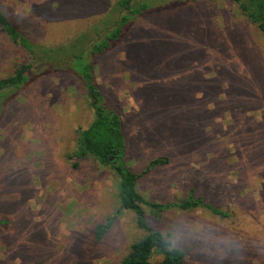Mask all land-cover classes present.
Listing matches in <instances>:
<instances>
[{"label":"rangeland","instance_id":"374dc122","mask_svg":"<svg viewBox=\"0 0 264 264\" xmlns=\"http://www.w3.org/2000/svg\"><path fill=\"white\" fill-rule=\"evenodd\" d=\"M114 1L0 4L32 42L54 47L83 39L86 27L106 20ZM167 4L161 22L158 8L134 19L109 53L94 62L96 83L123 121L127 168L139 173L165 155L170 159L166 166L149 169L137 181L142 197L176 203L196 184L207 198L228 207L227 222L202 210L172 208L154 217L145 208L148 223L170 239L175 232L183 243L193 227H202L201 241L183 247L187 264H264V155L245 156L253 183L248 180L237 193L240 185L228 169L233 163L222 161L223 172L205 167L219 162L214 155L225 153L206 150L207 140L199 136L209 123L221 126L230 119L233 126L235 117L253 106L246 101L264 86V41L246 26L231 0H153L147 6ZM183 21L207 30L193 36L188 49L178 41ZM229 34L239 39V59L230 53ZM25 62V51L0 32V79ZM49 65H33L28 82L0 103V264H118L143 232L132 213L122 211L94 241V227L117 208L118 176L92 158L79 160L78 169L70 171L65 156L92 113L71 67L50 71ZM213 141L209 137L210 146ZM206 179L214 180L213 191ZM159 261L153 255L149 264Z\"/></svg>","mask_w":264,"mask_h":264},{"label":"trees","instance_id":"16d2710c","mask_svg":"<svg viewBox=\"0 0 264 264\" xmlns=\"http://www.w3.org/2000/svg\"><path fill=\"white\" fill-rule=\"evenodd\" d=\"M152 1L115 0L107 9L106 20L100 24H94V28L90 27L91 25L86 27V30L83 31V39L80 40L78 37L77 40H73L67 45H64V40L58 42L54 47H45L32 42L29 36L22 34L12 20L6 17L0 4V32H3L14 45L24 50L28 57V62L20 65L15 64L12 73L0 79V103L5 99L7 100L11 96L10 94L18 91L28 82V73L31 68L35 67H32L33 65H36L34 69L37 67L44 68L51 62L53 65H49L50 71L70 66L68 71L79 80L88 99L92 116L84 127H79L76 130L73 150L65 156V160L70 165V171H74L78 169L79 160L92 158L100 165L110 167L118 176L117 208L110 217L105 219L104 223L94 227V241H99L108 232L122 211H128L132 213L134 224L143 232V235L130 244L128 252L118 264H149L153 255L160 257L158 264H187L185 250H169V234H162L148 223L145 208L154 217H158L172 208L181 211L202 210L217 221L227 222L231 215L228 207L225 206L224 208L222 204L214 202L213 198H207L205 189L196 184L189 188L187 195L176 203H155L142 197L136 189L137 181L145 176L149 169L156 166H166L170 159L165 155L155 157L147 163L145 170L139 173L127 168V156H124L126 146L123 121L119 112H116V109L107 103L104 94L96 83L94 74L95 59L109 53L112 46L124 36L125 30L134 19L158 8L161 10V22L165 16L164 9L170 8V5L150 8L151 6L147 5L151 4ZM231 1L236 6V10L246 26L255 29L264 41V0ZM203 31L207 30L201 24L190 26L189 21H183L182 25L177 27L178 41L180 45L188 49L185 47L189 43L188 41L190 40L191 46L193 36L203 35ZM100 33L102 36H99ZM150 35H154V32H151ZM226 36L230 53L239 59L240 55L238 54L241 53L238 50V37L232 34ZM145 43L148 45L147 39ZM157 47L160 46L157 45ZM252 79L255 80L256 77ZM258 81L257 79L256 82ZM246 103L253 106H246L241 111L242 117L238 115L233 120V126L229 125L230 119L222 122L221 126L209 123L199 134L201 138L207 140L206 150L218 151L219 148L225 153L214 155L219 162L211 166L205 164V167L216 169V172H223L222 161L227 164L226 161L229 159L233 163L228 166V169L233 172L234 178L238 180L240 185L239 189L235 188L237 193L245 188L248 180H250L249 185L252 186L253 183L248 170L243 165L246 164L247 160L245 156H248L249 152L264 155V86L262 85L254 95V100H247ZM208 136L213 138V146L209 145ZM240 138L243 140H239ZM212 156L205 159H211ZM206 183L207 189L213 191L214 180L206 179ZM247 203L248 206L251 205L250 202L247 201ZM226 234L230 235L228 232ZM220 235L222 236L223 233ZM223 239L225 240V238ZM219 261L222 264V261Z\"/></svg>","mask_w":264,"mask_h":264},{"label":"clouds","instance_id":"9594fccd","mask_svg":"<svg viewBox=\"0 0 264 264\" xmlns=\"http://www.w3.org/2000/svg\"><path fill=\"white\" fill-rule=\"evenodd\" d=\"M202 231L203 229L200 226L193 227L191 229V235L186 237L183 243L181 242V237L179 236V234L173 232L171 234V239L168 241L169 250L170 251L182 250L186 244H192L201 241V237L197 234L201 233ZM209 242L214 245L217 243V240L215 238L210 237ZM223 250H224V245L223 243H221V248L219 249V251H223Z\"/></svg>","mask_w":264,"mask_h":264}]
</instances>
